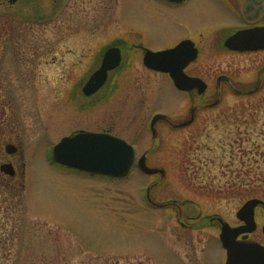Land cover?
Here are the masks:
<instances>
[{"label":"rangeland","instance_id":"1","mask_svg":"<svg viewBox=\"0 0 264 264\" xmlns=\"http://www.w3.org/2000/svg\"><path fill=\"white\" fill-rule=\"evenodd\" d=\"M208 1L173 10L149 0H68L64 9L31 0L19 13L11 9L18 21L0 25L5 35L16 34L4 45L0 164L15 162L17 174L1 175L12 192L0 189L7 239L0 264H225L220 219L239 225L242 205L264 199V93L239 103V55L203 44L198 65L231 74L234 87L192 126L162 132V148L149 161L161 176L137 165L126 177L91 175L53 160L64 136L103 127L132 142L139 156L152 142L151 116H190L182 93L131 60L93 96L75 81L81 73L85 82L107 49L138 42L140 33L163 45L181 33L179 21L193 25L210 10L219 23L220 9ZM11 143L17 154H7ZM159 178L151 198L162 206L146 198ZM179 211L189 227L178 222Z\"/></svg>","mask_w":264,"mask_h":264},{"label":"flooded vegetation","instance_id":"2","mask_svg":"<svg viewBox=\"0 0 264 264\" xmlns=\"http://www.w3.org/2000/svg\"><path fill=\"white\" fill-rule=\"evenodd\" d=\"M30 1V2H29ZM0 0V25L5 21L15 23L18 21L17 14L20 10L28 7L31 0ZM53 3H58L60 8L64 9L68 3V0H51ZM152 2H158L165 8L177 9L182 8L186 4L188 5L192 0H149ZM213 2L220 9V13H216L220 17L217 21H211L212 12L207 10L203 12L197 23L191 25L187 22L179 21L178 24L181 26V33H177L172 40L167 41L163 45H153L148 40V37L140 33V40L128 41L121 45L117 44L113 47H117L121 50V63L115 69L109 71L108 79L102 88L94 93L93 95L100 92L110 82L111 74L120 68L123 63L131 60V62L139 63L142 68V72L149 77H161L168 81L176 91L182 93L184 99L188 105H190V116L184 121H176L172 116L166 114L164 119L158 120L153 126V118L155 115L149 118L148 127L152 132V142L149 144L144 153L146 154V163L150 165V156L155 150L162 148V132L165 130L182 129L188 126H192L198 119L197 113L204 109L218 106L221 102V94L224 88L234 87V77L228 73L217 74V71L207 65H198V62L202 58V52L204 51V45L207 43L209 50L213 53L225 52L227 54L239 55V103L245 102L247 104L253 102V99L264 93V0H209L206 5L208 6ZM29 3V4H28ZM27 4V5H26ZM54 5V4H53ZM11 9H17L18 13L11 12ZM224 16V17H223ZM223 17V18H221ZM226 17V18H225ZM229 17V19L227 18ZM229 22V23H228ZM239 33V50H233L226 46V41L233 35ZM16 34L5 35L0 31V88L5 87L3 84V65H4V45H10V40H14ZM6 41L5 44L3 41ZM18 40V38H17ZM189 40L193 42L194 47L197 49V58L190 61L184 67V74L182 76L190 89L182 90L177 87L174 79L170 73L163 72L154 69L147 65L146 55L148 51H162L167 49L175 48L182 41ZM16 44V43H14ZM191 46V44L189 45ZM108 50V49H107ZM106 50V51H107ZM105 51V52H106ZM105 54V53H104ZM103 54V57H104ZM16 55V54H14ZM19 56V55H18ZM18 58V57H17ZM103 60V58H102ZM19 60L15 59L18 63ZM14 62V64H15ZM97 64V62H96ZM102 61L98 67L90 73L87 80L84 82V75L76 76L75 84L83 88L92 77V75L101 67ZM78 65V63H77ZM16 67V65H15ZM190 79H193L190 81ZM84 83V84H83ZM192 84V85H191ZM7 87L12 86L7 84ZM85 95V94H84ZM91 95V96H93ZM87 96V95H85ZM90 97V96H87ZM256 101V100H255ZM147 122V121H146ZM146 125V123H145ZM1 127V126H0ZM80 131H91V132H102L109 133L120 137L119 134L114 133L110 128L103 127L101 130H80ZM77 131L74 134L79 133ZM3 133V128H0V139ZM129 142V141H128ZM136 149V159L133 167L138 166V160L143 155L138 156L137 147L131 142ZM10 149L16 148V153L19 151V147L15 144H8ZM7 148V147H6ZM3 156V155H2ZM15 162H13L14 164ZM58 164V163H56ZM15 165V164H14ZM65 169H69L75 172L87 173L94 175L93 173L81 171L78 169L70 168L61 164H58ZM155 175H160L157 173ZM157 179L152 183L146 191V198L149 202L156 206H162L151 198V193L154 187L159 185L162 180ZM262 202L255 207L253 220L247 223L239 217V228L248 229L252 228L251 231H246L239 234V241H257L264 246V199L254 197ZM254 198H250L254 199ZM247 200V201H249ZM246 201V202H247ZM240 211V209H239ZM178 222L185 228L189 227L183 222V213L179 211Z\"/></svg>","mask_w":264,"mask_h":264},{"label":"water","instance_id":"3","mask_svg":"<svg viewBox=\"0 0 264 264\" xmlns=\"http://www.w3.org/2000/svg\"><path fill=\"white\" fill-rule=\"evenodd\" d=\"M180 1V0H176ZM191 44V46H189ZM226 46L233 50H239V33L226 41ZM197 58V49L193 42L187 40L181 42L175 48L158 52L148 51L146 55L147 65L168 72L174 79L177 87L182 90L190 89L183 82L184 67ZM121 63V50L113 47L109 49L103 59V63L83 88L84 93L90 96L96 93L107 81L109 71L118 67ZM193 79H190L192 81ZM192 85V84H191ZM165 115L157 114L154 124ZM9 154H14L16 148L7 147ZM136 158L134 147L125 139L108 134L81 131L73 136H66L53 148V159L63 165L79 170L108 175L112 177L127 176L133 167ZM139 167L147 174L162 173L158 168L149 167L146 163V155L139 159ZM0 170L9 176H15L16 170L12 163H3ZM262 201L251 199L247 201L237 217L252 222L255 207ZM222 223L221 241L227 251L226 264H264V246L257 241H239V234L251 231L252 228L243 229L232 227L228 222L220 219Z\"/></svg>","mask_w":264,"mask_h":264},{"label":"trees","instance_id":"4","mask_svg":"<svg viewBox=\"0 0 264 264\" xmlns=\"http://www.w3.org/2000/svg\"><path fill=\"white\" fill-rule=\"evenodd\" d=\"M1 175L3 174L0 172V189L5 188L7 190L6 191L7 193L12 192L10 191L11 188L10 185L7 183V181L2 180ZM6 249H7V239L6 238L4 239V237L0 234V255L5 253V251H7Z\"/></svg>","mask_w":264,"mask_h":264}]
</instances>
